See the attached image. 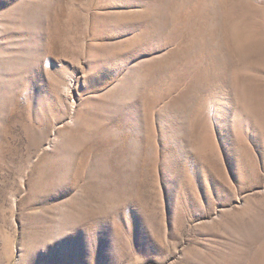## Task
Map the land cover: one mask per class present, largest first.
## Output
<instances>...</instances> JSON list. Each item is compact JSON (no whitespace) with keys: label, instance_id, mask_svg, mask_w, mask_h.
Wrapping results in <instances>:
<instances>
[{"label":"rangeland","instance_id":"obj_1","mask_svg":"<svg viewBox=\"0 0 264 264\" xmlns=\"http://www.w3.org/2000/svg\"><path fill=\"white\" fill-rule=\"evenodd\" d=\"M233 1L0 0V264L264 253V0Z\"/></svg>","mask_w":264,"mask_h":264},{"label":"bare ground","instance_id":"obj_2","mask_svg":"<svg viewBox=\"0 0 264 264\" xmlns=\"http://www.w3.org/2000/svg\"><path fill=\"white\" fill-rule=\"evenodd\" d=\"M233 1V0H232ZM239 1V0H238ZM233 3H234V1H233ZM236 3V2H235ZM234 3V4H235ZM236 5V4H235ZM238 5H240V1L238 2ZM236 31H234V35H231L230 37H231V48H232V50L233 51H235V52H240V51H242L243 50V48H244V44L242 45V43H240L239 42V38H240V36H241V33H238L237 31V29H235ZM230 39V38H229ZM228 39V40H229ZM237 78H238V76H237ZM236 83H237V81H236ZM241 87V86H240ZM245 88H246V90H248V91H250V89H251V86H246L245 85ZM244 88V89H245ZM239 89V88H238ZM251 92V91H250ZM239 94V93H238ZM241 94V93H240ZM256 94V97L253 95V93L251 92V95H252V97H251V99L253 100V99H256V102L259 100V98L261 97L260 95H258L257 93H255ZM257 106V105H256ZM260 106V105H259ZM258 107V106H257ZM258 108H261V107H258ZM262 250H264V247H263V249ZM261 250V251H262ZM257 255V254H256ZM252 262V261H251ZM254 264H264V253H261L260 254V251H259V254L256 256V258H254Z\"/></svg>","mask_w":264,"mask_h":264}]
</instances>
